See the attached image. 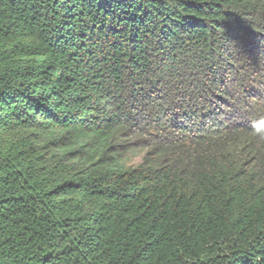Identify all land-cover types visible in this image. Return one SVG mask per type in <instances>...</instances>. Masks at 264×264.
Masks as SVG:
<instances>
[{
  "label": "trees",
  "instance_id": "16d2710c",
  "mask_svg": "<svg viewBox=\"0 0 264 264\" xmlns=\"http://www.w3.org/2000/svg\"><path fill=\"white\" fill-rule=\"evenodd\" d=\"M21 4L0 264H264V0H72L74 53L25 38Z\"/></svg>",
  "mask_w": 264,
  "mask_h": 264
},
{
  "label": "snow or ice",
  "instance_id": "6c2138e0",
  "mask_svg": "<svg viewBox=\"0 0 264 264\" xmlns=\"http://www.w3.org/2000/svg\"><path fill=\"white\" fill-rule=\"evenodd\" d=\"M119 2V0H116ZM211 0H199L201 4H208ZM215 3L218 5L219 0H215ZM28 5L26 10L33 13L32 16L28 17V20L31 21V27L25 32V38L29 36H35L41 39V43L44 45V50L47 51L48 45L50 44L53 48L59 46L60 49L68 48L72 49L73 53L75 49L72 47V42L70 39L66 38L65 29L62 21V14L60 12L61 8H64L65 13H70L71 8H66L65 5H71L72 0H22L21 7ZM195 15V13H191ZM215 23V21H213ZM222 28L227 29L229 27L228 22L225 20L219 25ZM151 43V41H149ZM6 45H10V51L15 53L17 49L21 52L26 51L27 49H32L35 51L39 45L33 41H29L26 45L23 41L16 38L15 32L3 31L0 30V83L3 82L5 73L3 72L4 67V57L9 54V48ZM4 228L3 224H0V230ZM5 239L0 236V251H2V245L4 244ZM104 254L106 252L97 253V256ZM123 259V257H121ZM134 257L129 254L128 260L132 261ZM107 264V261H105Z\"/></svg>",
  "mask_w": 264,
  "mask_h": 264
}]
</instances>
